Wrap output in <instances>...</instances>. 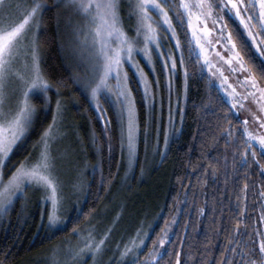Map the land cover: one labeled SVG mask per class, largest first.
Instances as JSON below:
<instances>
[{
    "label": "rangeland",
    "instance_id": "1",
    "mask_svg": "<svg viewBox=\"0 0 264 264\" xmlns=\"http://www.w3.org/2000/svg\"><path fill=\"white\" fill-rule=\"evenodd\" d=\"M56 2L64 56L74 72L78 85L89 90L90 103L102 126L109 121L104 103H108L114 111L120 138L121 104L117 93L121 88L123 77L127 76V88L134 103L138 129L136 154L134 158L130 157L121 142L119 171L107 201L82 226L48 243L37 253L25 258L21 264L131 263L143 249L151 229L158 220L159 196L166 185L168 170L167 165L161 164L160 160L165 155L172 138L179 134L183 122L187 100V78L184 65L181 63L183 61L181 43L169 9L165 7L174 34L172 31L162 30L153 23L157 31L159 47L155 44L149 45L150 62L144 52H134L132 61L123 63L120 80L109 76L107 87L99 90L93 98L92 89L97 87L103 75L104 61L102 57L97 56L100 45L98 43L93 45L94 34L100 21L96 20L93 23L95 9L92 10L91 15H88L79 11L74 4L62 0ZM172 2L170 0V5ZM181 2L190 5L186 14L188 21L186 27L195 53L199 55L210 81L221 90L232 112L242 121L247 140L264 152V148L260 145V139L264 138V127H261L264 124V90L250 74L243 60L241 62L247 71L239 69L238 61L241 57L236 56L238 52L235 47L233 48L232 38L230 41L227 39L230 34L227 27H224V18L222 20L218 18L219 10L214 8L211 18L205 19L202 12L206 9L191 7V5L211 3L212 0H181ZM231 3L239 4L240 0H231ZM135 5L136 0H120L118 15L125 35L132 40L138 39L139 42L135 43L134 47L143 49V37L136 36L138 17L134 14ZM32 6V0H5L4 5L0 7V33L21 23ZM257 8H259V0H257ZM40 15L39 12L38 22H32L31 31L27 32V39L18 46L16 58L11 65L3 109L0 110L2 116L0 138L4 137L5 129L9 127L25 103L33 109L32 97L41 91L34 90L27 97L24 96V92L31 87L37 68L44 82L47 83L41 71V51L37 37L41 24ZM149 15L153 21L161 20L151 11ZM231 17L240 24L251 43L252 37L240 23V17ZM213 21H216L215 27ZM163 28L166 29L167 25H163ZM221 31L223 39L219 38ZM193 33L196 34L195 37ZM177 41L179 48L176 47ZM110 47L115 49L118 43L111 41ZM252 47L256 52V45ZM169 57L175 59L174 69L165 67L166 63L171 64ZM205 61L209 63L206 64ZM234 68L237 70L233 71ZM129 71L136 77L147 110L142 133L129 84ZM253 81L256 84L255 88L251 86ZM59 106V110L56 106L51 123L44 129L31 153L26 155L17 166L5 165L0 169V181H2L0 191H3V186L8 183L20 165L26 164L25 170L30 171L37 164L41 152L45 150L41 138L51 128L47 142L51 168L47 171L41 169L40 174L49 176L50 179L55 178L54 183L58 186L56 203H52L51 189L45 191L33 181L30 186H25L21 194L12 196V203L0 214L1 222L19 200L22 219L28 223L35 220L34 236L45 230L56 231L64 227L71 214L81 206L88 177L96 167V163L90 160L94 155H91L92 150L87 146L85 127L72 114L73 102L61 100ZM244 121H248L247 125ZM248 132L257 139L249 140ZM170 230L171 228L166 231L167 237ZM257 233L260 234L257 235V241L264 239V195ZM97 245H100L99 251H96Z\"/></svg>",
    "mask_w": 264,
    "mask_h": 264
},
{
    "label": "trees",
    "instance_id": "2",
    "mask_svg": "<svg viewBox=\"0 0 264 264\" xmlns=\"http://www.w3.org/2000/svg\"><path fill=\"white\" fill-rule=\"evenodd\" d=\"M172 1L168 9L181 43L187 78L186 106L181 130L160 160L168 170L159 196L158 220L143 249L127 264H176L177 257L180 264H222L225 260L240 264L246 245L257 241L264 195V152L247 140L242 121L210 81L197 58L186 23L176 16L177 0ZM41 3L44 7L37 37L41 71L49 88L32 97V125L23 147L10 155L6 165L17 166L31 153L51 123L56 106L65 100L73 102L72 114L85 127L87 146L94 155L90 160L96 167L88 177L81 206L62 229L34 236L35 220L24 221L16 201L0 222V264H21L48 243L82 226L107 201L121 162V138L114 111L104 103L109 121L102 126L90 103L89 90L78 85L64 56L58 3ZM224 24L250 74L264 90V73L258 67L261 60L240 24L231 16L224 17ZM261 38L264 37H258ZM128 76L142 133L147 110L136 77L131 71ZM252 152L256 153L254 157ZM162 239H166L164 249L168 254L158 257L157 252L164 251L159 248ZM233 248L236 252L231 251Z\"/></svg>",
    "mask_w": 264,
    "mask_h": 264
},
{
    "label": "snow or ice",
    "instance_id": "3",
    "mask_svg": "<svg viewBox=\"0 0 264 264\" xmlns=\"http://www.w3.org/2000/svg\"><path fill=\"white\" fill-rule=\"evenodd\" d=\"M62 2L71 3L77 6L79 11L84 12L85 14L91 15L92 10L95 9L96 15L93 17V23L96 20L100 21V24L97 26L93 45L99 44L100 48L97 53L98 58H103V75L100 77V83L96 88L92 89L93 98L96 97L97 92L102 88L107 87V81L109 76L120 80V73L123 67V63L131 62L133 58V53L142 51L145 55L148 56L149 62L151 56L149 53V45L155 44L159 47L158 35L156 28L153 27V23H156L157 27H161L162 30L172 31L174 34V29L172 28L171 19L168 17L165 7H170V0H136L135 5V15L138 17V26L136 29L137 38L143 37L144 48L137 49L134 47L135 43H138L139 40L129 39L124 31L122 30L121 22L118 15V6L120 0H62ZM5 3V0H0V7ZM33 6L29 9L26 15L23 18V21L14 27L4 29L0 33V110L3 109V102L5 96V88L7 81L11 75V65L16 58V52L18 46L27 39V32L31 31L32 22L37 21V14L41 11L44 5L41 3V0H32ZM222 5V7H221ZM190 5L177 0L175 4L176 16L181 23H187L186 14H188V9ZM191 7H196L200 9H206L202 12L205 19L211 18L213 14V9L217 8L219 10V19H223L226 16H235L240 17V23L244 25L245 29L248 30V35L252 37L251 44L256 45V53L258 58L261 60L260 65L258 66L262 73H264V38L258 39V37H264V0H259V8H257V0H247V3L244 0H240V3H231V0H212L211 3L191 5ZM180 9H184L183 12ZM234 10V11H233ZM155 13L158 17L161 18L159 21H153L152 17L149 15V12ZM216 21H213V27H215ZM163 25H167V28L164 29ZM227 27L226 25L224 26ZM258 28L259 30L253 32V29ZM195 33L193 36L195 37ZM220 39H223V32L220 33ZM227 39L230 41L231 36L229 35ZM115 41L118 43V47L112 49L110 47V42ZM219 42V41H217ZM199 41L197 40V44ZM176 47L179 48V42L177 41ZM235 45H233V48ZM219 55V53H217ZM236 56L239 57V53H236ZM199 58V55L197 56ZM171 64H165V67H170L171 69L175 68V59L169 57ZM242 57L238 61L239 69L247 71L244 67ZM183 63V61H181ZM205 63H209L205 61ZM237 69H233L235 71ZM142 78V74H141ZM251 86L256 87L255 82L253 81ZM49 88V85L44 82L43 77L37 70L34 73V79L31 82V87L24 92V96L27 97L34 90L46 92ZM147 94V89H146ZM117 98L121 104V142L122 145L126 147L129 156L135 157L136 154V141H137V124H136V115L134 111V103L131 97V92L127 88V76L123 77V82L121 88L117 93ZM59 110V103L57 105ZM235 107V105H233ZM34 110L31 109L27 103L20 108L18 114L11 121L8 128L5 129V135L3 138H0V169H2L10 155L23 147L27 131L31 127L33 122ZM2 118V116H0ZM248 121H244V124L247 125ZM264 127V124L261 125ZM51 128L49 129V132ZM247 132V128H245ZM49 132H45L44 136L41 138V144L45 146V150L41 152V156L37 164L32 168V170H25L27 168L26 164L20 165L16 170V173L8 181L6 185L3 186V191H0V214L6 211L7 206L12 203V196L21 194L25 190V186H30L33 181L37 186L43 187L45 191L51 189L52 194V203H56V194L58 186L54 183V177L51 179L49 176L41 175L40 170H48L51 168L50 157L47 152V142ZM249 140L257 139L251 132H248ZM260 145L264 148V138L260 139ZM249 148L252 147L251 144L248 145ZM256 155L255 152H252V156ZM51 175V173H49ZM2 183V181H0ZM247 234V233H245ZM257 235H260L257 233ZM103 241H101V244ZM143 243V242H141ZM166 239L159 241V248L164 249ZM100 245H97L96 251H99ZM246 251H243L241 255L240 264H264V239L260 241H252L251 244L246 245ZM130 251V249L128 250ZM232 252H236V249L233 248ZM166 249L163 252H157V256L167 255ZM127 255V252H125ZM176 264H180V259L177 257ZM222 264H232L231 261L225 260Z\"/></svg>",
    "mask_w": 264,
    "mask_h": 264
}]
</instances>
